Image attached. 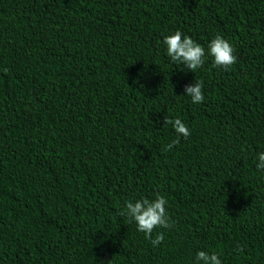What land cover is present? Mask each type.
Segmentation results:
<instances>
[{
    "label": "trees",
    "instance_id": "1",
    "mask_svg": "<svg viewBox=\"0 0 264 264\" xmlns=\"http://www.w3.org/2000/svg\"><path fill=\"white\" fill-rule=\"evenodd\" d=\"M175 30L236 62L181 71ZM260 151L264 0H0V264H264ZM156 194L153 247L121 212Z\"/></svg>",
    "mask_w": 264,
    "mask_h": 264
},
{
    "label": "clouds",
    "instance_id": "2",
    "mask_svg": "<svg viewBox=\"0 0 264 264\" xmlns=\"http://www.w3.org/2000/svg\"><path fill=\"white\" fill-rule=\"evenodd\" d=\"M163 44L166 56L181 71L189 70L193 73L209 59L213 66L226 70L237 59L234 54V46L221 35L214 36L206 46H202L182 31L175 30L163 38ZM2 71L7 72V69ZM183 95L189 98L192 104H200L205 100L200 81L186 84ZM165 123H170L176 134V138L165 147L166 151H170L179 143L180 138L186 139L190 135V129L179 118L165 121ZM255 168L258 172H264V151L256 154ZM167 203V199L161 194H156L151 199L147 197L130 199L125 202L121 215L129 223H133L136 230L142 232L145 239L155 247L164 240V233L157 232L153 236V229L171 227V220L166 211ZM193 264H223V261L216 252L198 250L195 253Z\"/></svg>",
    "mask_w": 264,
    "mask_h": 264
}]
</instances>
